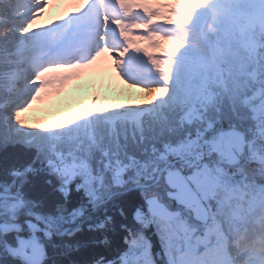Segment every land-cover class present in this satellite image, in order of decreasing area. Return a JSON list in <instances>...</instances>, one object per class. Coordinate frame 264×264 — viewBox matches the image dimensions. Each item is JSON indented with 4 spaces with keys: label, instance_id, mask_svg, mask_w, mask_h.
Masks as SVG:
<instances>
[{
    "label": "rangeland",
    "instance_id": "1",
    "mask_svg": "<svg viewBox=\"0 0 264 264\" xmlns=\"http://www.w3.org/2000/svg\"><path fill=\"white\" fill-rule=\"evenodd\" d=\"M83 1L86 0H28L19 8L23 28L47 39L50 47L45 52L48 62L43 58L35 59L40 64L37 69L26 61V54H21L19 63L23 65H19L11 76L10 85L20 103V107L14 108L22 112L27 126H43L53 142L59 138L73 140L80 135L73 131L76 129L70 127L65 134L60 132L63 128L67 130L72 120L75 126L78 118L92 120L97 116L104 122H114L117 118L136 122L160 98L170 100L175 96H180L184 106L182 122H199L213 96L209 85H224L226 70L214 57L199 54L195 63L198 62L200 67L211 66L213 77L205 76L194 82L193 75L188 71H195L197 65L177 66L172 63V56L162 58L158 51L166 45L169 37L182 36L186 30L195 40H202L210 47L211 44L203 38L207 17L198 12L197 7L193 8L196 0H88L91 6H84ZM204 1L211 8L221 11L230 10L240 2H246L247 6L257 4L253 12L257 11L243 17V20H236L231 30L240 34L242 47L248 56L252 59L257 57L264 64V45L248 30L259 29L264 36V0ZM9 5L12 6L9 16H15V3ZM133 6L139 7V10L133 9ZM86 8L91 10L90 13L85 12ZM109 16L115 19V23L109 22ZM25 18L29 19L25 21ZM78 19L85 26L77 25L80 22ZM109 26H124L120 31L124 37L121 49L110 40L111 45H108ZM129 40L137 46L131 67L140 72V78L133 83L122 79L124 75H117L115 68L119 60L126 67L131 59ZM86 46L89 48L86 49ZM77 49L82 51V55L64 62L68 58L73 59ZM163 52L166 50L163 49ZM86 54L89 56L84 58ZM129 73L133 74L132 71ZM251 74L255 80L259 79L256 71ZM256 82L264 85V81ZM263 85L244 99L251 110V118L258 122V138L247 144L242 135L233 130L208 136L197 133L178 148H167L172 155L190 157L192 161L187 164L193 170L185 174L169 169L162 174V181L168 187L166 196L175 200L182 208L181 212L167 209L156 197L147 199L146 213L155 218L162 245L161 254L157 256L162 255L165 264H231L229 250L232 238L236 237L231 243L237 246L248 226L255 228L263 223L264 184L249 180L239 165V160L245 156V159L261 164L264 169ZM201 146H205L206 151L202 152ZM195 151L198 153L196 158ZM55 153L51 166L66 181L81 176L84 184L89 185L94 180L85 161ZM210 154L214 162L207 164L203 157ZM15 205L10 204L7 209L12 211ZM27 226L31 230H42L44 235L49 234L42 225L28 222ZM10 228L8 222L0 223L2 231ZM131 243L130 252L121 257L119 264H155L146 239L136 237ZM7 249L31 264L39 262L43 255L42 245L33 234L17 238L16 247ZM250 260L253 264H264V246L252 252L246 264H251Z\"/></svg>",
    "mask_w": 264,
    "mask_h": 264
},
{
    "label": "trees",
    "instance_id": "2",
    "mask_svg": "<svg viewBox=\"0 0 264 264\" xmlns=\"http://www.w3.org/2000/svg\"><path fill=\"white\" fill-rule=\"evenodd\" d=\"M27 1L0 0V223L11 224L8 230L0 229V264H31L7 249L16 247L17 238L31 234L43 249L41 260L35 264H119L136 237L150 243L155 264H165L163 256H157L162 245L155 218L149 219L146 207L147 199L156 197L167 209L182 211L174 199L166 196L164 172L158 175V169L175 158L167 148H178L197 133L208 136L233 130L246 141L258 130V122L251 118L244 99L263 85L256 80L264 81V64L257 57L248 56L240 34L231 30L236 20L253 15L257 4L247 6L246 2H240L221 11L204 0H196L193 8L197 7L207 17L203 38L210 47L186 30L182 36L169 37L160 49L161 57L172 56V63L177 66L197 65L195 71L192 68L193 71H188L194 82L205 76L213 77L211 66L200 67L195 63L199 54L214 57L226 70L224 85H209L213 96L199 122H182L184 106L180 96L170 100L160 98L136 122L127 118L104 122L97 116L92 120L78 118L75 126L72 120V125L60 132L65 134L71 127L79 137L53 142L43 126H27L22 112L14 108L20 107V103L10 83L17 67L23 65L19 63L21 54H26V61L37 69L39 62L35 59L44 55L49 42L23 28L19 8ZM10 3H15V16H9ZM248 30L264 45L261 30ZM253 70L259 79H254ZM55 152L85 161L94 180L89 185L84 184L81 176L66 181L51 166ZM203 158L207 164L214 162L212 154ZM245 158L239 160L241 172L249 180L264 184L261 164ZM178 167L185 174L193 170L186 163ZM10 204H16L12 211L7 209ZM144 219L149 220L148 225H144ZM28 222L42 225L49 234L29 229ZM246 230L245 235H236L241 236L237 246L231 243L236 237L230 241L231 264H246L251 253L264 246V221Z\"/></svg>",
    "mask_w": 264,
    "mask_h": 264
},
{
    "label": "bare ground",
    "instance_id": "3",
    "mask_svg": "<svg viewBox=\"0 0 264 264\" xmlns=\"http://www.w3.org/2000/svg\"><path fill=\"white\" fill-rule=\"evenodd\" d=\"M84 3H82L84 6H90L89 4V1L88 0H86V1H83ZM133 9H137V10H139V7H137V6H133ZM85 12L88 14V13H90V9H88V8H86L85 9ZM78 21H80L79 23H76L77 25H83V26H85V23L82 21V20H80V19H78Z\"/></svg>",
    "mask_w": 264,
    "mask_h": 264
},
{
    "label": "built area",
    "instance_id": "4",
    "mask_svg": "<svg viewBox=\"0 0 264 264\" xmlns=\"http://www.w3.org/2000/svg\"><path fill=\"white\" fill-rule=\"evenodd\" d=\"M148 222H149V220H146V221H145V223H148Z\"/></svg>",
    "mask_w": 264,
    "mask_h": 264
}]
</instances>
